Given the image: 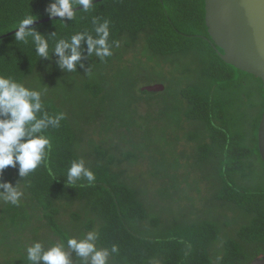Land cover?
Returning a JSON list of instances; mask_svg holds the SVG:
<instances>
[{"label":"trees","instance_id":"1","mask_svg":"<svg viewBox=\"0 0 264 264\" xmlns=\"http://www.w3.org/2000/svg\"><path fill=\"white\" fill-rule=\"evenodd\" d=\"M53 2L0 0V74L40 90L45 110L64 116L59 127L45 130L52 143L46 163L24 178L18 165L0 175V182H19L23 193L18 205L0 200V264H28L26 248L36 241L45 248L63 242L71 264H82L66 238L89 231L98 233V247L118 246L108 264L259 259L264 179L244 181L254 177V160L264 165L258 148L264 85L219 56L222 50L208 34L205 0H93L87 12L79 6L75 18L63 22L49 16ZM29 15L37 19L28 27L48 40V57L37 54L31 37L15 40L16 28ZM93 18L109 21L112 55L89 56L82 42L75 70L61 67L52 50L56 40L84 31L95 36ZM135 62H146L141 68L149 80L169 73L164 91L142 92L149 85L138 79ZM159 98L165 105L160 111L153 107ZM141 100L149 105L144 113L137 105ZM162 121L172 124L171 137ZM157 137L165 150L154 145ZM171 138L182 154L180 175L168 158ZM80 158L95 174L91 185L84 176L68 181L71 162ZM175 186L192 189L178 205L167 204ZM230 227L233 233L226 231Z\"/></svg>","mask_w":264,"mask_h":264},{"label":"clouds","instance_id":"2","mask_svg":"<svg viewBox=\"0 0 264 264\" xmlns=\"http://www.w3.org/2000/svg\"><path fill=\"white\" fill-rule=\"evenodd\" d=\"M93 5V0H54L46 9L50 17H58L63 22L76 16V9L87 12ZM37 19L36 16L24 17L15 31V40L27 42L31 37L39 56H49V43L43 35L28 26ZM95 36L87 31L77 32L70 38L56 40L54 53L60 57V66L67 70H75L76 62L82 57V42L87 44L89 56L93 53L101 59L112 55L109 44V21L98 23L92 21ZM116 46L118 42H113ZM64 119L63 114H50L45 110L41 99V91L26 86L25 83L10 75L0 74V175L8 167H18L19 176L24 178L46 163L52 149L51 138L46 129L57 128ZM44 133V134H41ZM69 183L81 176L87 177L91 185L96 177L92 170L85 166V161L74 159L67 170ZM0 200L20 203L23 195L19 190V182L13 186L11 182H0ZM99 236L96 231H89L82 238L67 237V249L80 258L82 264H108L111 254L118 253V246L111 249L97 246ZM28 264H71L70 252L63 242L52 244L45 248L40 241L26 248Z\"/></svg>","mask_w":264,"mask_h":264},{"label":"water","instance_id":"3","mask_svg":"<svg viewBox=\"0 0 264 264\" xmlns=\"http://www.w3.org/2000/svg\"><path fill=\"white\" fill-rule=\"evenodd\" d=\"M205 10L208 34L222 50V60L259 77L264 85V0H205ZM164 89L154 84L141 90L157 93ZM258 148L264 162V114ZM252 264H264V257Z\"/></svg>","mask_w":264,"mask_h":264},{"label":"rangeland","instance_id":"4","mask_svg":"<svg viewBox=\"0 0 264 264\" xmlns=\"http://www.w3.org/2000/svg\"><path fill=\"white\" fill-rule=\"evenodd\" d=\"M162 63H164L165 64V62L163 61ZM145 64H146V62H143L142 63V66H141V62H135V66H136V68H137V70L139 71L138 72V74H137V77H139L138 79H140V80H142V79H146L145 80V82L147 83V84H145V85H154V83L155 84H160V85H163V87L165 86H167V82L168 81H170V79H172L171 77V75L169 74V73H165V75H156L155 77H156V80H149V79H147L146 77H147V74H148V71H146V73H145V71H142V68L143 69H145ZM168 64L170 65V66H173L172 64H171V62H168ZM142 67V68H141ZM174 67V66H173ZM146 70H148V69H146ZM161 72H163V71H161ZM145 87V86H144ZM164 93V92H163ZM145 96H149L148 94H145ZM134 98H136V99H140V97L138 96V95H134ZM146 100H148V98H146V97H144ZM156 101H158V102H156V103H154V105H153V107L156 109V110H158V111H160V110H162L163 108H165V105H164V102H163V98H159L158 100H156ZM137 105H139V111H141L142 113H144L145 111H146V109H148V104L144 101V103L142 102V100L141 101H139V103L137 104ZM160 125H161V122H160ZM162 125H166L167 126V128H166V130L168 131V133H169V136L171 137V135H173L175 132V130H174V128L172 127V124L169 122V124L168 123H166V121H162ZM161 128H165V127H161ZM160 134H161V132H160ZM177 134V133H176ZM170 139V138H169ZM172 139V138H171ZM176 140V139H175ZM174 139H172V141L170 140V143H172V144H167V147L169 148V149H171V153H169L168 154V158H172V159H174V161L172 162L173 163V167H176V169L174 170V172H175V174H177V175H180L179 174V168L181 167V165H180V163H181V153H179V151H178V145H177V141H175ZM159 141V138L157 137V139L155 138V143H154V145L156 144V142H158ZM162 141V143H159L158 142V145H160L161 144V146H162V149L163 150H165V148H164V145L166 144H164L163 142V140H160V142ZM185 139H182V142H181V146L182 147H184L185 148V146H186V144H185ZM188 145H189V143H187ZM153 148H154V146H153ZM190 148H191V146H190ZM160 149V147H158V150ZM187 150H191V149H189V148H186ZM153 156H155V153H153L152 154ZM195 165H197V162L195 161ZM253 165H254V168L255 169H253V173H254V177L252 178V179H247V180H245L244 181V184H247V185H253V184H256V183H258L259 181H261V180H263L264 179V165H263V163H262V161H261V159H259L258 158V160H254V162H253ZM145 166V165H144ZM172 167V168H173ZM146 170L148 169L147 168V165L144 167ZM171 168V169H172ZM171 171V170H170ZM188 172V170H187V165H185L184 166V171H183V177L184 178H186V173ZM258 178V179H257ZM198 179H200V178H197V179H195L194 181H196V180H198ZM176 182L177 183H179V181H177L176 180ZM195 185L197 186V183L195 182ZM198 187V186H197ZM174 189V192H175V194H174V196H171L170 194L168 195V198L166 199V201L168 202L167 204H173V205H178V202H180L181 203V201H179L180 199H182V198H188V194H189V191H190V189H192V188H188V186L186 187V188H183V189H180L178 186H175V188H173ZM195 191H197L198 189H194ZM154 192V191H153ZM158 195L159 193H155V195ZM204 194H206L205 192H204ZM210 193L207 191V195H206V199L207 200H209V197H210ZM159 199V202L160 203H162L163 201L161 200V198L159 197L158 198ZM196 199H198L199 200V197H196ZM186 201V200H185ZM188 202H186V204H187ZM205 204H208V201H206L205 202ZM171 209H172V207H170ZM177 207H175V209H176ZM175 209H174V211H175ZM177 210V209H176ZM205 212H206V214H207V212H208V206L206 205L205 206ZM217 216H218V214H211V217H213V219H216L217 218ZM222 217V216H221ZM219 220V222H221L222 223V221L223 220H221V218L220 219H218ZM170 224H172V222L170 221L169 222V224L168 225H170ZM233 229H235V227L233 228V227H230L229 229H227L226 231H228L229 233H231V231L233 230ZM234 231H232V233H233ZM142 235H145V234H142ZM218 242H221V240H219ZM222 244V243H221ZM220 244V245H221ZM255 249V248H254ZM252 250H253V248H252ZM256 250H258L259 252H260V255H264V244L263 245H260V246H257L256 247ZM219 263V260H215L214 259V263L213 264H218Z\"/></svg>","mask_w":264,"mask_h":264},{"label":"flooded vegetation","instance_id":"5","mask_svg":"<svg viewBox=\"0 0 264 264\" xmlns=\"http://www.w3.org/2000/svg\"><path fill=\"white\" fill-rule=\"evenodd\" d=\"M260 257H264V255H260L259 258H260Z\"/></svg>","mask_w":264,"mask_h":264}]
</instances>
